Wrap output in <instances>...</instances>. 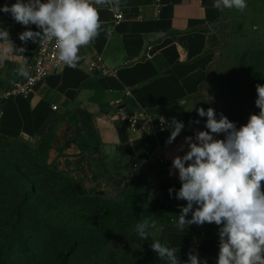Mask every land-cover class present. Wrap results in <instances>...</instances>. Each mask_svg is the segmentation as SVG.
Segmentation results:
<instances>
[{
    "label": "crops",
    "instance_id": "1",
    "mask_svg": "<svg viewBox=\"0 0 264 264\" xmlns=\"http://www.w3.org/2000/svg\"><path fill=\"white\" fill-rule=\"evenodd\" d=\"M16 2L0 0V7ZM213 2L113 0L96 5L102 22L98 38L81 47L76 67L59 61L28 98L15 97L0 104V136L36 142L50 131L47 163L68 178L80 196L102 189L104 173L113 178L128 173L136 176L149 166L156 167L163 194H176L181 182L172 160L189 150L185 137L195 142L196 133L206 129L196 111V97L214 58L212 27L218 8ZM118 13L123 19L116 24ZM0 30L8 32L7 40L0 39L2 88L22 77L18 69L41 42L40 37L22 42L19 35L41 30L26 29L3 12ZM115 100H122L123 110L113 106ZM139 110L161 112L167 127L133 135L122 116ZM79 112L91 117L96 144L77 121ZM173 118L184 127L168 144ZM196 120L200 123H191ZM219 244V236L182 233H166L162 243L176 249L179 264H189L190 252L201 264H216ZM165 262L171 264L167 257Z\"/></svg>",
    "mask_w": 264,
    "mask_h": 264
},
{
    "label": "rangeland",
    "instance_id": "2",
    "mask_svg": "<svg viewBox=\"0 0 264 264\" xmlns=\"http://www.w3.org/2000/svg\"><path fill=\"white\" fill-rule=\"evenodd\" d=\"M246 3L243 11L218 8L212 27L214 58L207 81L196 97L197 109L207 111L211 107L217 120L223 113L237 128L245 125L250 115L259 114L256 85H264V0ZM200 118L206 123V116ZM214 138L224 139V134ZM50 139L49 134L36 142L10 139V146L26 151L32 162L51 168L47 163ZM103 178L102 189L85 196L74 193L66 181L52 180L54 190L45 198L51 203L50 210L44 214L53 220L65 218L64 222L71 217L64 230L59 231L65 235V241L61 235L56 242L49 243L48 232L42 231L31 249L20 246L0 264H166L165 257L161 258L151 247L154 242L163 243L164 233L219 236L220 226L214 223L186 225L183 230L177 227L181 208L187 201L176 198L181 186L176 194H163L156 167H146L136 176L128 173L113 178L103 174ZM196 207L194 204L193 210ZM191 217L189 212L186 220ZM111 219L126 223L128 229L116 230L106 243L95 245L94 224ZM145 220L155 222L156 226L146 228L147 239H142L137 225ZM70 233L75 243L67 247Z\"/></svg>",
    "mask_w": 264,
    "mask_h": 264
},
{
    "label": "clouds",
    "instance_id": "3",
    "mask_svg": "<svg viewBox=\"0 0 264 264\" xmlns=\"http://www.w3.org/2000/svg\"><path fill=\"white\" fill-rule=\"evenodd\" d=\"M111 3L113 0H28L27 3L17 0L11 6L0 7V12L10 13L23 26L36 25L42 32L26 30L19 39L27 42L40 37L42 44L54 42L58 60L74 68L80 59L81 47L98 38L102 30L96 5ZM212 6L243 11L247 3L246 0H214ZM7 38L8 32L0 30V39ZM8 51L4 49L5 53ZM18 72L28 76L25 65ZM256 92L259 114L250 115L248 122L239 128L223 113L217 120L211 107L207 111L196 109L200 117H207V131H198L195 142L192 137H185L189 150L172 160L181 182L176 198L187 201L181 208L177 227L183 230L186 225L205 223L220 226L216 264H264V85H256ZM171 125L174 129L168 144L184 127L175 118ZM219 134H224V139L214 138ZM172 192L170 188L169 194ZM189 212L192 217L186 220ZM155 226V222L145 220L137 225V233L147 239L145 229ZM151 247L161 258L167 257L171 264H179L176 249L160 242H154ZM189 264L201 262L190 252Z\"/></svg>",
    "mask_w": 264,
    "mask_h": 264
},
{
    "label": "trees",
    "instance_id": "4",
    "mask_svg": "<svg viewBox=\"0 0 264 264\" xmlns=\"http://www.w3.org/2000/svg\"><path fill=\"white\" fill-rule=\"evenodd\" d=\"M77 115L79 117L77 121L83 126L91 142L96 144L91 117L83 112ZM47 134L51 137L50 131ZM76 134H79L78 127ZM11 144L12 140L0 136V261L10 259L20 246L31 249L42 231L48 232L49 243L56 242L62 235L59 231L64 230L63 228L66 227L71 217L64 222L65 218L53 220L44 214L50 210L51 203L45 198L47 193L54 190L51 187V181L55 179L66 181L74 192L68 178L52 168L32 162L26 151L10 146ZM95 202H100V200H95ZM103 203L109 202L103 201ZM127 229V224L119 220L102 221L94 224L92 239L95 245L104 244L116 230L124 232ZM166 233L187 234L175 231ZM62 236V240L65 241V235ZM67 237L70 238L67 247L73 246L75 243L73 234L70 233Z\"/></svg>",
    "mask_w": 264,
    "mask_h": 264
},
{
    "label": "built area",
    "instance_id": "5",
    "mask_svg": "<svg viewBox=\"0 0 264 264\" xmlns=\"http://www.w3.org/2000/svg\"><path fill=\"white\" fill-rule=\"evenodd\" d=\"M27 1L24 0L25 3ZM122 19L123 15L121 13L115 15L116 24ZM24 27L26 29L38 28L34 24ZM97 60L100 61L99 58ZM58 65L59 60L57 58L55 43L42 44L40 42L36 51L25 63L28 69V76L14 79L6 86L0 88V104L8 102L15 97L28 98L35 86L43 81ZM122 103V100H115L113 106L119 110H123ZM122 119L127 122L129 130L133 135H144L149 132L163 130L167 127L163 115L156 110H139L133 114L123 115Z\"/></svg>",
    "mask_w": 264,
    "mask_h": 264
}]
</instances>
